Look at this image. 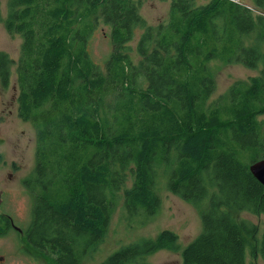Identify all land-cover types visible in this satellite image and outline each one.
<instances>
[{"label": "trees", "instance_id": "1", "mask_svg": "<svg viewBox=\"0 0 264 264\" xmlns=\"http://www.w3.org/2000/svg\"><path fill=\"white\" fill-rule=\"evenodd\" d=\"M253 2L259 12L237 0H171L169 20L154 27L135 0H10L6 28L23 44L17 62L0 52V82L10 86L16 64L19 115L37 128L24 180L35 198L30 246L80 264L106 235L117 192L131 213L158 211L159 163L170 168V191L206 204L182 264L264 260V230L240 216L264 214V184L250 170L264 158V0ZM101 20L114 46L104 68L89 52ZM216 60L263 67L214 99ZM11 222L0 214V229ZM179 238L164 229L103 264L177 251Z\"/></svg>", "mask_w": 264, "mask_h": 264}, {"label": "rangeland", "instance_id": "2", "mask_svg": "<svg viewBox=\"0 0 264 264\" xmlns=\"http://www.w3.org/2000/svg\"><path fill=\"white\" fill-rule=\"evenodd\" d=\"M135 1L140 3L141 13L148 24L156 27L169 20L171 0ZM237 1L254 12L260 11L253 0ZM9 10L10 0H0L2 17L0 52L7 53L17 62L22 52L23 37L21 34L10 33L7 30L5 19L9 15ZM137 41L138 37L130 43L134 48L135 61L140 59L135 50ZM261 47L264 49V43ZM113 50L111 27L101 20L90 38L89 52L93 60L104 68ZM211 67L217 82L213 98L217 99L226 93L233 83L248 82L250 77L260 75L263 63L254 69L240 63L225 64L221 60H216L211 63ZM16 71L17 65L13 64L9 87L4 88L0 82V214L9 216L13 225L7 232L0 229V264H56L49 256L30 246L24 233L32 223L35 203L34 195L27 190L24 180L35 170L37 128L31 121H26L19 115V85ZM169 171L170 168L166 165L157 164V192L161 197V206L154 214L145 209L131 213L124 206V189L114 195L112 198L114 206L107 233L95 249H90L80 258V264H103L122 248L141 243L146 239H155L164 229H171L179 234V250L160 249L127 264L138 261L148 264H182L183 249L202 232L204 204L198 207L170 191ZM240 216L258 224L262 235L264 214L242 212ZM14 225L20 228L23 234ZM247 264H264V260L261 257L253 260L248 255Z\"/></svg>", "mask_w": 264, "mask_h": 264}, {"label": "water", "instance_id": "3", "mask_svg": "<svg viewBox=\"0 0 264 264\" xmlns=\"http://www.w3.org/2000/svg\"><path fill=\"white\" fill-rule=\"evenodd\" d=\"M250 170L252 171V173L255 175V177L264 184V158L260 159L258 161L253 162L250 165ZM15 228L19 229L18 227H16L14 225Z\"/></svg>", "mask_w": 264, "mask_h": 264}, {"label": "flooded vegetation", "instance_id": "4", "mask_svg": "<svg viewBox=\"0 0 264 264\" xmlns=\"http://www.w3.org/2000/svg\"><path fill=\"white\" fill-rule=\"evenodd\" d=\"M13 226V225H12ZM21 231V230H20ZM21 233L23 234V231H21Z\"/></svg>", "mask_w": 264, "mask_h": 264}]
</instances>
